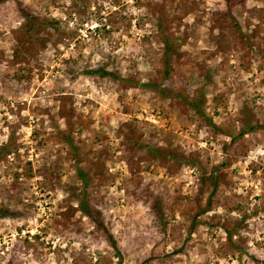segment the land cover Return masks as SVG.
<instances>
[{"label":"rangeland","instance_id":"374dc122","mask_svg":"<svg viewBox=\"0 0 264 264\" xmlns=\"http://www.w3.org/2000/svg\"><path fill=\"white\" fill-rule=\"evenodd\" d=\"M21 9L47 21L48 42L14 63ZM225 9L0 0V264H264V0L231 8L245 39ZM159 29L179 55L168 78ZM160 88L201 89L204 117ZM244 116L255 130L240 135ZM82 194L102 231L78 210Z\"/></svg>","mask_w":264,"mask_h":264},{"label":"trees","instance_id":"16d2710c","mask_svg":"<svg viewBox=\"0 0 264 264\" xmlns=\"http://www.w3.org/2000/svg\"><path fill=\"white\" fill-rule=\"evenodd\" d=\"M226 9L222 12V22H225L226 24H231L236 29L238 28V23L235 21L231 14V8L232 7H238L244 8V0H224ZM254 11V9H251ZM251 10H248V12H251ZM21 17L23 18L22 23L20 24V27L15 32L16 37V43L12 49V58L14 63L20 62L22 60V56H24L23 60H27L25 57L28 55V53L35 52L37 45L43 44L46 45L48 42V36L45 34L42 35V30H47L48 25L45 21L38 19L37 16L31 15V12L27 11L26 9H21L20 11ZM49 29V28H48ZM169 31V32H168ZM166 32V33H165ZM161 31L160 29L157 30L156 34L158 37V42L162 45V57L160 59L163 68L161 69V72H158V75L160 78H168L171 77L172 72L179 60V55L176 51L173 50L174 47V35L170 32V30L167 31ZM220 32H222V28H220ZM238 35H241L242 38H246L245 35H242V33L239 32V29H237L236 32ZM248 40V39H247ZM21 67V64H19V68ZM23 67H21L22 69ZM18 70L13 71L12 77L17 81H20V78L23 77L20 72H17ZM103 76H106L110 78L111 80L116 78L115 75H113V72L105 71L103 73ZM118 77L122 78L121 76L117 75ZM160 93L164 94L165 97H168L172 100V102L175 104L178 110H181L182 112L186 113L188 110L193 111L195 114H197L200 117L203 116V110H202V102H203V94L201 92V89H196L194 91V96H189L186 94L183 90H168L164 88H160ZM248 118V117H247ZM245 116L242 119H239L241 123V134L243 135L246 132H253L254 126L252 125L251 121L247 119ZM210 126L214 127V124H212L211 121H208ZM69 130H64L61 132V139H63V142L66 143L69 147L68 154L71 158L74 160L76 159L78 161L79 155L78 151L74 145L73 139L71 137V134L68 132ZM162 149L155 148L150 149L149 153L152 154L153 158H158V154L161 155ZM10 152L7 145H3L0 147V161L2 160V157L7 155ZM160 152V153H159ZM163 154V153H162ZM76 175L78 177V180L80 183L86 187L87 185V176L83 174L81 169L79 167L76 168ZM221 178V177H220ZM220 178L218 179V176H211L209 177V180L212 184V188L216 189ZM85 189V188H84ZM78 210L92 222L93 228L95 231H102L104 229V222L99 217V215H95V212L90 208V205L84 197V194H82L78 198V204H77ZM153 210L154 207L152 208ZM156 211V210H155ZM7 210L0 208V218L7 216ZM157 214V213H156ZM229 240L232 238L231 231H227V229H223ZM151 259L147 260V262H150Z\"/></svg>","mask_w":264,"mask_h":264}]
</instances>
